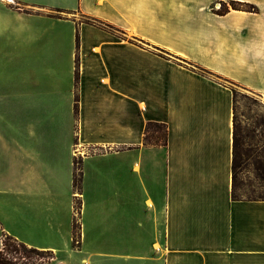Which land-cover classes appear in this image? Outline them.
Returning <instances> with one entry per match:
<instances>
[{
	"label": "crops",
	"instance_id": "crops-1",
	"mask_svg": "<svg viewBox=\"0 0 264 264\" xmlns=\"http://www.w3.org/2000/svg\"><path fill=\"white\" fill-rule=\"evenodd\" d=\"M220 1L0 0L20 32L49 24L45 42L67 49L64 80L43 87L39 117L28 118L27 92L0 93V107L12 101L43 131L32 130L31 146L0 149V243L5 232L66 246L74 264H264V200L233 198L234 91L216 76L264 93V0H233L259 10L225 14L214 11ZM150 121L167 124L166 146L144 143Z\"/></svg>",
	"mask_w": 264,
	"mask_h": 264
},
{
	"label": "rangeland",
	"instance_id": "rangeland-1",
	"mask_svg": "<svg viewBox=\"0 0 264 264\" xmlns=\"http://www.w3.org/2000/svg\"><path fill=\"white\" fill-rule=\"evenodd\" d=\"M232 1H220L221 7L219 9L215 7L214 11L221 10L223 5L231 7ZM76 15L79 19L86 18L84 14L76 13ZM2 18L3 21L0 23V93L14 91L20 93V90L27 92L29 94L26 97L28 107L25 109L28 111V118L39 117V111H41L39 101L43 94V87L47 84H54L57 78L59 82L64 80L62 69L65 66L67 49L58 47L52 42H45L53 31L49 24L30 23L27 25V32H20V26H18L22 24L20 20L15 19L9 23L4 17H0ZM52 59L59 60L57 75L54 77L47 73L48 69L54 68ZM229 84L236 91L235 105L239 133L244 147L248 148L251 153L246 161V168L242 169L238 175L242 182L239 192L251 197H264V93L254 92L236 82H229ZM12 106L11 101L7 106L0 107V149L3 150L31 146L32 130L39 136L43 135L41 125H37L35 119L24 123V119L19 120L20 117L15 116V114H23L24 109L20 106ZM75 119L74 142H77V114H75ZM35 145L41 146L43 141L36 144L35 138ZM74 146L76 147L77 144ZM74 152L77 157V149ZM258 164L261 168L263 167L262 169L259 167V171L256 168ZM7 180L8 171L0 168V185ZM8 195L9 192L4 191L0 186V210L3 206L2 200ZM74 245L78 247L79 244L74 242ZM34 247L52 250L55 258L51 264H65L66 262L74 264L66 246Z\"/></svg>",
	"mask_w": 264,
	"mask_h": 264
},
{
	"label": "trees",
	"instance_id": "trees-1",
	"mask_svg": "<svg viewBox=\"0 0 264 264\" xmlns=\"http://www.w3.org/2000/svg\"><path fill=\"white\" fill-rule=\"evenodd\" d=\"M231 7L223 5L221 10H218L217 13L225 14L230 11L231 8L233 9H244L251 12H258V7L254 4L244 3V2H237L232 1ZM15 7L20 8V5ZM26 12H31V9H24ZM63 11L61 9L56 10L53 13L56 17H64ZM87 23L97 25L99 27L105 28L110 30L114 33H117L122 36H126V31L101 19L86 16L83 19ZM77 41L79 43V33L77 32ZM76 67L78 72L79 67V55H76ZM208 71V70H207ZM221 82H233L228 80L227 78L216 75ZM233 88V87H232ZM234 91V131H233V182H232V195L235 200H264V197H251L244 195L243 193L240 194L239 190L241 189V183L238 175L242 169L246 168V161L250 158V150L243 145V140L240 136L239 129H238V120L236 114V105H235V96L236 91ZM76 114L78 113V104L76 103ZM144 143L148 145H162L166 146L168 143V127L166 123L163 122H156L150 121L148 122L145 130L144 136ZM259 161V160H258ZM260 162V161H259ZM261 165H257L256 168L259 171L262 169ZM260 167V169H259ZM82 165L80 160L75 161V175H74V187L76 190L81 191L82 189ZM82 206L81 200L75 201V211L76 214L74 216V223H73V237L74 242L79 244L81 233H80V222L78 219V215L80 213V209ZM2 239V246L0 247V264H51L53 259L55 258V253L49 249H43L39 247H34L26 244L23 241H20L16 237L8 234L3 233Z\"/></svg>",
	"mask_w": 264,
	"mask_h": 264
}]
</instances>
